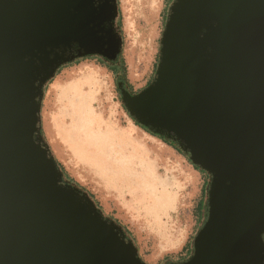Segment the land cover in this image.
Returning <instances> with one entry per match:
<instances>
[{
	"label": "water",
	"instance_id": "1",
	"mask_svg": "<svg viewBox=\"0 0 264 264\" xmlns=\"http://www.w3.org/2000/svg\"><path fill=\"white\" fill-rule=\"evenodd\" d=\"M118 0H0V264H147L65 178L41 124L46 86L81 58L120 61ZM128 115L206 173L189 257L264 264V0H173L152 81Z\"/></svg>",
	"mask_w": 264,
	"mask_h": 264
},
{
	"label": "rangeland",
	"instance_id": "2",
	"mask_svg": "<svg viewBox=\"0 0 264 264\" xmlns=\"http://www.w3.org/2000/svg\"><path fill=\"white\" fill-rule=\"evenodd\" d=\"M172 1L154 0L151 12L148 0H140L142 6L133 0L127 5L125 0H118L117 24H120L123 40L120 61L111 68L100 58L88 57L62 66L64 68L46 86L41 108L42 131L57 161L74 183L93 196L103 213L126 230L137 246L139 256L147 264H166V257H169L168 263L187 259L192 239L206 218L208 176L195 171L184 155L136 128L121 103L116 84L123 77L121 61L126 69L125 79L133 93L152 81L158 61L159 39ZM99 61L110 68L100 65ZM95 73L100 86L90 88L84 85V90L92 93L91 107L101 119L119 127L132 128L134 136L149 150L155 176L166 190L163 210L152 208L146 213V202L142 198L139 201V193L144 192L141 186L134 196L128 191L119 193L105 186L101 176L89 163L77 160L61 137L58 119L69 107L66 93L69 94V89L76 83L89 80ZM63 120L66 121V116ZM198 203L204 205L202 211L197 208Z\"/></svg>",
	"mask_w": 264,
	"mask_h": 264
},
{
	"label": "bare ground",
	"instance_id": "3",
	"mask_svg": "<svg viewBox=\"0 0 264 264\" xmlns=\"http://www.w3.org/2000/svg\"><path fill=\"white\" fill-rule=\"evenodd\" d=\"M148 1L150 7L148 10L152 12L154 0ZM130 3L131 0H125V5ZM133 3L141 5L140 0H133ZM85 84L90 88L99 87L96 73L92 74L89 80L76 83V86L69 89V94L66 93L69 107L65 115L58 119L61 137L77 160L89 163L91 168L101 176L105 186L119 193L128 191L133 196L141 186L144 192L139 193V201L142 198L146 202V213L152 208L163 210L166 190L160 179L155 176L149 150L144 148L140 140L134 136L132 128L119 127L101 119L95 113L94 107H91L92 93L84 90ZM65 116L66 121L63 120ZM156 222L159 223V220L157 219Z\"/></svg>",
	"mask_w": 264,
	"mask_h": 264
},
{
	"label": "trees",
	"instance_id": "4",
	"mask_svg": "<svg viewBox=\"0 0 264 264\" xmlns=\"http://www.w3.org/2000/svg\"><path fill=\"white\" fill-rule=\"evenodd\" d=\"M118 26H119V28H120V24H119V23H118ZM157 62H158V61H157ZM98 63H99L100 65L105 66L106 68H110L109 66H107L106 64H104V63L101 62V61H99ZM155 67H156V64H155ZM63 68H64V67H61V68L57 71V74H58V73L61 71V69H63ZM121 68H122L121 72H122V75H123L124 81H125L126 85L128 86V88L130 89V91L132 92L131 87L129 86L127 80L125 79L126 69H125V67H124L123 61H121ZM154 70H155V68H154ZM57 74H56V75H57ZM128 117L130 118V120L133 122V124H134L135 126H137L138 128H140V129L143 130L144 132L148 133L149 135H151V136H153V137H156L155 135H153V134H152L150 131H148L147 129H145V128L139 126V125H138V124H137V123H136V122H135V121H134L129 115H128ZM156 138H158V139L161 140L164 144H166L167 146H170V147L173 148L176 152H178L180 155H182V153H181V152H180V151H179L174 145H172L171 143L166 142V141H164L163 139H161V138H159V137H156ZM57 164H58V167L63 171L65 178L68 179L70 182H73L72 179L69 178V176H68V174L66 173V171L64 170L63 166H62L59 162H57ZM190 164H191V163H190ZM191 165H192V164H191ZM192 167H193V169H194L195 171H197L198 173H200V174H206V173L200 171L199 169H197L196 167H194L193 165H192ZM91 197L93 198L92 195H91ZM96 204L98 205L97 202H96ZM203 207H204V205L198 203L197 208H198L200 211H202ZM191 250H192V246H191V244H190V252H191ZM189 255H190V253H189ZM184 260H186V258H181L180 261H184ZM165 261H166L165 263L167 264L168 261H169V257H166ZM180 261H178V262H180Z\"/></svg>",
	"mask_w": 264,
	"mask_h": 264
},
{
	"label": "crops",
	"instance_id": "5",
	"mask_svg": "<svg viewBox=\"0 0 264 264\" xmlns=\"http://www.w3.org/2000/svg\"><path fill=\"white\" fill-rule=\"evenodd\" d=\"M140 6H142V4L140 5ZM131 123L133 124V122L131 121ZM134 125V124H133ZM135 126V125H134ZM136 128H138L137 126H135ZM140 129V128H139Z\"/></svg>",
	"mask_w": 264,
	"mask_h": 264
},
{
	"label": "flooded vegetation",
	"instance_id": "6",
	"mask_svg": "<svg viewBox=\"0 0 264 264\" xmlns=\"http://www.w3.org/2000/svg\"><path fill=\"white\" fill-rule=\"evenodd\" d=\"M111 68H113L114 66L113 65H110ZM133 93V92H132Z\"/></svg>",
	"mask_w": 264,
	"mask_h": 264
}]
</instances>
